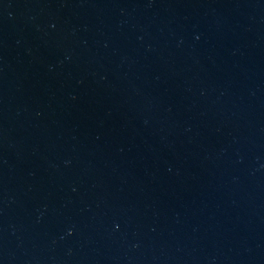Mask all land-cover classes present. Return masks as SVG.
Listing matches in <instances>:
<instances>
[{
  "label": "water",
  "instance_id": "water-1",
  "mask_svg": "<svg viewBox=\"0 0 264 264\" xmlns=\"http://www.w3.org/2000/svg\"><path fill=\"white\" fill-rule=\"evenodd\" d=\"M0 264H264V0H0Z\"/></svg>",
  "mask_w": 264,
  "mask_h": 264
}]
</instances>
